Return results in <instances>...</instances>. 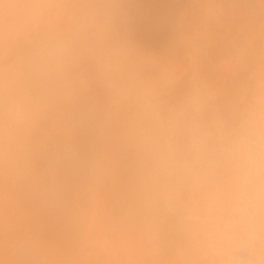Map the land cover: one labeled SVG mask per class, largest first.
I'll return each instance as SVG.
<instances>
[{
    "label": "clouds",
    "instance_id": "clouds-1",
    "mask_svg": "<svg viewBox=\"0 0 264 264\" xmlns=\"http://www.w3.org/2000/svg\"><path fill=\"white\" fill-rule=\"evenodd\" d=\"M0 264H264V0H0Z\"/></svg>",
    "mask_w": 264,
    "mask_h": 264
},
{
    "label": "rangeland",
    "instance_id": "rangeland-1",
    "mask_svg": "<svg viewBox=\"0 0 264 264\" xmlns=\"http://www.w3.org/2000/svg\"><path fill=\"white\" fill-rule=\"evenodd\" d=\"M155 2L163 5L166 0H155ZM164 15L165 11L162 7L147 8L135 21L137 35L152 46L161 45L166 36L165 27L162 23Z\"/></svg>",
    "mask_w": 264,
    "mask_h": 264
},
{
    "label": "bare ground",
    "instance_id": "bare-ground-1",
    "mask_svg": "<svg viewBox=\"0 0 264 264\" xmlns=\"http://www.w3.org/2000/svg\"><path fill=\"white\" fill-rule=\"evenodd\" d=\"M138 34H140V33H138Z\"/></svg>",
    "mask_w": 264,
    "mask_h": 264
}]
</instances>
